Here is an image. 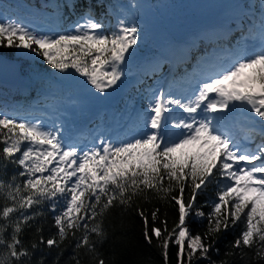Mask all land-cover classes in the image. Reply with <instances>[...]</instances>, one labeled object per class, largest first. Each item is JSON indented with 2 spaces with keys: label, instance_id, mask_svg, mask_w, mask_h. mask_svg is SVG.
Segmentation results:
<instances>
[{
  "label": "snow or ice",
  "instance_id": "snow-or-ice-1",
  "mask_svg": "<svg viewBox=\"0 0 264 264\" xmlns=\"http://www.w3.org/2000/svg\"><path fill=\"white\" fill-rule=\"evenodd\" d=\"M260 7L258 31L254 24L242 33L228 62L198 81L190 95L171 89L151 93L130 140H101L84 151L65 143L59 128L0 110V170L9 164L21 169L10 181L0 179L5 201L0 207V264H33L36 250L61 249L69 237L75 240V264H81V249L90 264H119L106 259L98 245L108 237L110 211L134 204L144 239L149 244L156 240L163 264H169L172 245L176 264H228L212 254L220 253L216 244L221 234L237 222L244 228L225 257L239 256L244 264L253 258L264 262V0ZM81 20L51 34L13 20L0 22V48L29 50L52 69H73L98 93H106L125 75L122 66L135 51L140 29L120 21L116 31L105 34L91 9ZM257 38L259 44L253 46L250 41ZM237 109L255 114L243 137L233 134L226 116L215 115ZM213 183L217 199L205 212L197 197ZM153 198L174 203L178 222L173 227L167 213L160 219L159 207L147 212L137 204ZM45 205L55 213L56 232L45 238L37 224V238L26 244L22 234L44 215L38 209ZM191 219L207 220L206 229L193 234ZM61 255L53 264H60ZM45 261L41 256L35 264Z\"/></svg>",
  "mask_w": 264,
  "mask_h": 264
},
{
  "label": "trees",
  "instance_id": "trees-1",
  "mask_svg": "<svg viewBox=\"0 0 264 264\" xmlns=\"http://www.w3.org/2000/svg\"><path fill=\"white\" fill-rule=\"evenodd\" d=\"M178 1L183 0H0V13L11 17H17V14H21L35 23H53L54 20H59L58 31L63 32L65 29H70L77 22H80L81 17L88 9H91L94 18L104 25L105 34L111 35L113 31L118 29L116 15L121 10L131 8L141 15V5L144 2L149 3L158 10L164 5L171 4V2L173 3L171 7L177 8V6L181 5ZM226 1L220 0L221 4ZM52 2L55 4L52 5ZM242 3L246 12L241 17H236L230 22L231 27L228 31H218L214 37L206 35L201 40L193 42L181 56H176L169 87L174 94L188 95L190 92L188 88L198 83L201 72H205L206 75L208 72L217 70V67L219 69L222 64H225L224 56H221V52L215 51L217 46L232 51L235 49L242 33L247 34L250 26L255 24L257 27L253 28V31H258L262 12L260 7L261 0H242ZM249 11L253 14L252 16L248 13ZM135 21L136 26L140 29V39H143L144 42V45L140 44L139 47H142V52L148 56L156 53L151 51V48H154L157 43L162 44L163 38L167 35L169 37L179 36L180 32L188 30V27L184 24H178L175 18H172L171 21L163 20L155 33L147 32L142 20L135 19ZM172 28L174 29L171 30ZM143 35L145 38H142ZM15 50L14 48H0V53L15 59ZM213 55L218 60L214 63V66H212L213 64L210 61ZM227 55L229 56L228 53ZM40 59L41 61L36 62L29 60L19 61L22 85L30 86L29 93H25L19 88H14L10 84L0 82V95H2L0 98L7 101L6 103L0 102V109H7L8 112H12L15 102L22 101L25 105L30 102L33 96L35 97L38 94L37 91L41 90L51 94L47 101L54 107H59L63 102L71 101L75 102L78 108L80 107L78 105L80 102L74 96L71 85H66L63 76L61 78L58 71L47 65L46 61H43L41 57ZM171 67L172 62L163 58L153 63L149 68L143 66L136 68L134 73L130 75L132 79L121 88L117 99L112 102L111 106L100 110L96 114L97 117L88 123L87 130L77 133L81 137L80 140L87 137L88 142H94L91 137H88V134H91L92 131L99 132L102 136L103 134L106 135L108 141L114 143L133 138L139 130L140 117L148 106L151 93L156 90L159 79L170 76ZM239 111L245 110L237 109L235 112L239 113ZM255 119L259 120L258 117ZM68 124V122L63 123L64 128H67ZM239 128L244 131V135L248 131V128H243L241 124ZM259 139L257 137L256 142H259ZM97 145L99 144H94V146ZM3 146V144H0V150H2ZM20 170L16 165L9 164L6 169L0 170V179L10 181L11 177L17 175ZM23 179V177L20 178V180ZM216 193L217 185L215 183L209 185L206 190L198 195L197 205H203V210L210 212L212 202L217 199ZM4 203L3 196H0V207ZM137 204L146 209L147 212L159 207L161 209L160 219H164V213H167L169 228L178 222V211L174 203H166L153 198L151 201L140 199ZM135 208L136 205L134 204L131 209L113 208L110 211L105 219L108 237L102 244L98 245L99 250L106 259L118 261L119 264H163L160 249L156 247V240L153 239L152 244H149L144 239L143 221L137 215ZM38 210L43 211L44 215L37 217V220L33 222L34 226L32 228L25 229L22 239L26 244L37 238L35 233V225L37 224L43 227L42 234L45 238L56 232L53 219L55 213L49 210L48 205ZM29 211L31 212V210ZM0 223H3V221L0 220ZM206 225L207 220L201 222L197 219H191L190 221L193 234L202 233L206 229ZM243 228L244 224L237 222L234 227H230L227 232L221 234L216 244V247L220 249V253L212 254L214 260L219 262L227 259L228 264H244V261L239 256L225 257V252L231 251L230 244L240 235ZM8 234L6 233V235ZM79 235L77 233V237ZM93 238L95 237L93 236ZM74 247L75 240L71 237L61 245V249L49 250L46 246H42V250L34 252L33 264L41 256L46 257L45 264H53L57 253L60 251H62L60 264H75L71 259L75 255ZM176 251L175 245L170 246L169 264H176ZM245 251L249 252L251 256V250L245 249ZM83 252L84 250L81 249V264H90L89 257L84 256ZM199 264H208V262L201 260ZM250 264H264V262H258L253 258Z\"/></svg>",
  "mask_w": 264,
  "mask_h": 264
},
{
  "label": "rangeland",
  "instance_id": "rangeland-1",
  "mask_svg": "<svg viewBox=\"0 0 264 264\" xmlns=\"http://www.w3.org/2000/svg\"><path fill=\"white\" fill-rule=\"evenodd\" d=\"M219 2L220 0H183L178 1V3L181 5L177 6V8L171 7L173 6V3L171 2V4L164 5V7H160L158 10L153 8L149 3L144 2L141 5V15L138 14L136 10L131 8H128V10H121V12L116 15L117 27L119 26L120 21H124L125 25L130 26L131 24H136L135 19H140L143 21L147 32L155 33L157 32L159 24L163 20L171 21L172 18H175L178 21V24H184L188 27L187 32L181 33V39L179 40H183V37L186 34H190L192 32L204 35L206 32L205 27H208L210 22L213 20L220 18L226 22H230L233 17H237L244 11L242 0H227L223 4ZM54 4L55 3L52 2V5ZM248 13L251 16L253 15L250 11ZM17 15V17H11L0 13V22H7L8 20L17 21L28 26L30 29L39 30L45 34L59 32V20H54L53 23H35L28 17L22 16L21 14ZM80 22L82 23L83 20ZM173 29L174 28L171 30ZM102 30L104 31V25ZM209 34L212 35V37L216 36L214 32H210ZM142 38H145V36L143 35ZM173 41V37H169V35H167L165 38H163L162 44L157 43L154 48H151V51H155L156 53H154L152 56H148L142 52V47H139L140 44L144 43L143 39H140L139 36L137 45L134 46L135 51L132 52V54L126 59L125 65L122 66L124 68L125 75L113 89H109L106 93H98L94 88H92L90 84H88L85 77L80 76L72 69H69L68 72L64 74L59 72L61 78L63 76L65 84L71 85L74 96H76V99L80 102L78 104L80 109L77 107L75 102L72 101L63 102L59 107H54L47 101V99L51 97V94L41 90L39 92L37 91L38 94L35 97L33 96L32 99L30 98V102L25 105L22 103V101L15 102V105L13 106L14 110H11L12 112L9 113L16 116H20V111H24L23 114H33L34 116L29 117V121H39L48 128H59L62 132V138L64 139L65 143L78 145L82 150L86 151L93 147L94 144H99L101 140L105 142L108 141V138L104 134L102 136L99 132L96 133L92 131L91 134H88V137H91L94 142H88V139H86L87 137L83 140H80L81 137L78 136L77 133H82L85 129L87 130L88 123L97 117L96 114L100 110L111 106L112 102L117 99L121 88L132 79L130 75L134 73L136 68L141 66L149 68L153 63L163 58L167 60L172 58L175 59L176 48L173 45ZM250 43L253 46H258L259 39L257 38L256 40H251ZM215 51L221 52V56H224V63L226 64L233 50L228 51L221 48L220 46H217ZM15 56V59L18 63L19 61L23 60H29L32 62L41 61L40 57L26 49H16ZM210 61L213 64L212 66H214V63L218 60L213 55L210 58ZM217 70H213L210 73L208 72L206 75L205 72H201L202 74L198 81L211 76ZM172 76L173 73H171L169 78L159 79L155 91H164L168 80L172 78ZM9 84L14 88H19L25 93L30 92V86L22 85L21 76H19L15 84ZM197 84L188 88L190 90L188 95H190L192 91L198 87ZM165 92H167V89H165ZM1 96L2 95H0V97ZM0 102L6 103L7 101L1 99ZM235 111L236 110L225 114L217 113L215 115L226 116L227 120H225V124L230 127L233 134L238 137H243L244 131H241L239 125L241 124L243 128H248L252 123V117H254L255 114H250L247 111H239V113H236ZM176 114H182L181 110H177ZM66 122L69 124L67 128H64L63 123Z\"/></svg>",
  "mask_w": 264,
  "mask_h": 264
},
{
  "label": "water",
  "instance_id": "water-1",
  "mask_svg": "<svg viewBox=\"0 0 264 264\" xmlns=\"http://www.w3.org/2000/svg\"><path fill=\"white\" fill-rule=\"evenodd\" d=\"M21 73L20 65L16 59L0 53V82L15 83Z\"/></svg>",
  "mask_w": 264,
  "mask_h": 264
},
{
  "label": "bare ground",
  "instance_id": "bare-ground-1",
  "mask_svg": "<svg viewBox=\"0 0 264 264\" xmlns=\"http://www.w3.org/2000/svg\"><path fill=\"white\" fill-rule=\"evenodd\" d=\"M197 85H198V84H197ZM29 95H30V94H29ZM23 113H24V111H20V112H19V114H20V116H19V117H20V118H23V117H24L25 119H27V120H28V119H29V117H32V116H34L33 114H30V113H29V114H23Z\"/></svg>",
  "mask_w": 264,
  "mask_h": 264
}]
</instances>
